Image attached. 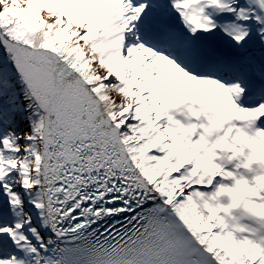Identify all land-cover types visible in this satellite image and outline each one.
Returning a JSON list of instances; mask_svg holds the SVG:
<instances>
[{
	"label": "snow or ice",
	"instance_id": "1",
	"mask_svg": "<svg viewBox=\"0 0 264 264\" xmlns=\"http://www.w3.org/2000/svg\"><path fill=\"white\" fill-rule=\"evenodd\" d=\"M0 264H264V0H0Z\"/></svg>",
	"mask_w": 264,
	"mask_h": 264
}]
</instances>
